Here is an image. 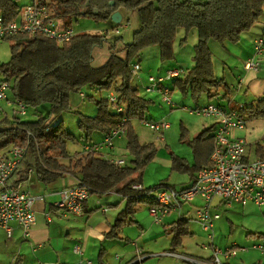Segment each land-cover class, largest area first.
<instances>
[{
	"label": "trees",
	"instance_id": "trees-1",
	"mask_svg": "<svg viewBox=\"0 0 264 264\" xmlns=\"http://www.w3.org/2000/svg\"><path fill=\"white\" fill-rule=\"evenodd\" d=\"M32 2H52L50 8L70 27L73 19L80 17L91 18L97 23L107 22L121 9L139 15L140 29L134 33L131 43L122 49L124 54L119 55L113 50L99 68L93 66L94 52L104 45L108 36L86 32L78 33L63 45L44 37L19 35L6 38L5 41L11 42V58L0 64V80L10 84L13 101L24 103L28 110L33 109V115L37 117L33 121H22L15 115L0 118V153L14 146L28 148L13 178V186L27 182L30 175H35L45 185L65 176L81 175V185L89 189L90 195L115 193L126 201L116 225L106 235L107 238L114 237L115 229L135 222V215L142 205L149 209L158 206L155 195L159 189H176L167 184L147 187L142 192L133 189L134 185H142L143 171L155 158L157 148L154 143H142L134 126L135 121L147 120L154 101L141 95L140 87L134 84L132 65L149 47L159 48L163 62L173 60L179 31L185 32L182 42L195 31L198 41L194 47V64L172 81V91H180L195 104L203 96L218 97L220 91L225 92L222 99H227L229 85L225 79L215 77L209 43L215 41L223 46L240 43L243 35L260 22L264 0H32L29 4ZM23 6L16 0H0V17L12 22ZM118 40L111 44L112 49ZM81 92L98 109L94 117L74 112L78 114V127L85 139H91L94 133L109 135L124 117L128 118L126 149L130 161L126 166L116 167L101 154L86 153L75 158L68 151V143L77 144L78 139L65 128L61 117L73 111L71 98ZM111 93L119 97V104L125 108L123 114L114 110L108 99ZM44 106H47L46 116L39 114ZM239 113L247 121L264 120V94L243 105ZM214 128L202 131L188 142L194 152V165L175 157L173 168L189 172L192 179H196L198 172L210 167L215 149ZM171 234V251H174L189 234L187 221L181 218L174 222Z\"/></svg>",
	"mask_w": 264,
	"mask_h": 264
},
{
	"label": "built area",
	"instance_id": "built-area-1",
	"mask_svg": "<svg viewBox=\"0 0 264 264\" xmlns=\"http://www.w3.org/2000/svg\"><path fill=\"white\" fill-rule=\"evenodd\" d=\"M196 1V0H193ZM52 2L39 4L32 2L21 8L16 20L6 22L0 17V40L9 37L27 35L33 38L44 37L57 42L59 45L70 42L78 33L67 26L63 19L50 8ZM120 35V31L116 30ZM254 57L247 60L244 65L247 71H258L260 69V57L264 53V25L261 27L260 36L254 41ZM141 70L139 63L132 65L133 77H136ZM183 75L180 70L168 71L166 77H150V86L145 89L146 94L159 95L163 103L173 107L172 86L167 83ZM10 84L0 80V103L7 102L8 106L17 104L18 110L14 115L24 117L28 109L22 102H12L8 96ZM84 98L86 95L81 92ZM110 103L116 112H125L123 105L119 104V97L113 93L108 96ZM243 105L230 101L227 107L219 104H208L190 110L191 115L214 118L217 120L215 131V149L211 155L210 167L198 172L195 182L188 188L174 189L161 188L156 192L157 207L150 208V215L156 223H161L163 217L171 211L181 208L185 203H191L196 198L203 201L201 207L196 211V220L202 228L210 232L214 222L219 215L211 214V202L218 197L227 204L237 203L246 206L253 203L259 207L264 206V144L262 145L263 156L251 161L248 155V143L244 139H234L231 132L235 129H244L247 120L244 119L239 110ZM0 115H5V110L0 104ZM128 118L124 117L118 126L104 137L102 143L93 145L86 149V153L101 154L116 167H124L127 164L125 159L110 158L105 155L104 150H112L114 141L124 137L127 133L126 123ZM151 131L158 134L159 140H164V133L170 129V124L165 121H141ZM264 142V136L261 139ZM28 152L26 146H14L0 153V227L7 235H12V224H17L24 230V236L29 239L31 230L36 226L37 219L34 212V204L38 198L30 192L13 186V178L18 172L20 165ZM136 191H144L143 185H134ZM59 201L55 208L62 210L68 216H81L85 212V203L90 197L87 187L78 184L59 192ZM211 237V236H210ZM206 247V246H204ZM262 248V247H260ZM213 264H224L221 257L230 259L236 257V250L213 248ZM78 253L79 249L76 250ZM169 255V254H166ZM16 258L13 259V261ZM144 257H140L137 262H141ZM196 264H208L195 262L188 258H183ZM10 264H17L13 262ZM81 264H91L89 261Z\"/></svg>",
	"mask_w": 264,
	"mask_h": 264
},
{
	"label": "rangeland",
	"instance_id": "rangeland-1",
	"mask_svg": "<svg viewBox=\"0 0 264 264\" xmlns=\"http://www.w3.org/2000/svg\"><path fill=\"white\" fill-rule=\"evenodd\" d=\"M16 1L21 6L29 4L32 0ZM153 1L156 2L157 0ZM119 12L123 17L120 24H115L111 19L107 22L97 23L88 17H80L78 19H73L72 21V28L77 33L86 32L90 34L108 36V40L104 43V45L95 49V59L93 61L94 67L103 66L113 50L119 52V55L124 54L122 49L127 44L131 43L134 33L140 29V20L137 12L126 11L124 9L119 10ZM116 30L120 31V35L116 34ZM184 37V30H180L173 47V60L163 62L160 58L159 48L149 47L145 49L135 61V63H139L141 70L138 72L137 76L134 77V84L138 85L140 87V92L147 95V97H156V100L150 106L147 113V121H165L170 124V129L164 133V141H159L157 140L158 134L151 131L144 125V123L141 121L134 122L140 141L142 143H154L157 148L155 158L150 161L148 166L143 171L142 185L144 188L167 184L180 190L184 185L190 183L192 179L191 174L189 172L180 171L177 169V166H175L177 168L174 169L173 159L175 157L184 158L190 165H194V152L188 142L195 137L194 135H198L200 132L204 131L213 121L212 119H214L191 115L190 110L195 108V103L190 99V97L183 95L178 90H175L172 93L174 102L173 108H171L168 104L163 103L160 96L145 93L144 88L150 86V77H166L168 71L180 70L183 72L186 68L189 69L193 66L194 47L198 41V35L195 31H193L187 35L186 41L182 42L181 40ZM116 39L119 40L115 43L114 49H112L111 44H113ZM209 45L213 55L215 77L217 79H223L227 76L230 80L236 82L240 69L243 68L242 64H236V62L233 61L232 56L222 49V47H224L223 45H220L215 41H211ZM10 46V41L0 40V64L7 63L10 60ZM224 63H228L230 67L232 66L234 72L225 66ZM235 68L237 69L235 70ZM169 85L172 86V83ZM230 93L232 98H237L238 102L245 101L243 93L242 95L237 94L232 92V89ZM102 94L107 96L106 93ZM8 96L10 100L14 102L11 88L8 90ZM200 101L201 103L208 101L212 104L223 103L217 98L209 101L206 96H204ZM246 102L251 103V100L246 98ZM0 104L5 109V105L8 103L5 101ZM74 106H81V97L79 95H73L71 98V107L73 111L64 113L61 118L64 120L65 128L78 139L77 144L68 143L67 146L70 154L76 158L77 156H81L80 151L82 150L84 144L88 141L82 138L83 131L78 127V114L74 113ZM46 108L47 106L42 107V109L39 110V114L43 113V115L46 116ZM6 110L8 112V118H13L14 111L18 110V106L17 104H14L13 106H8ZM33 111V109L28 110V114L21 117V120H35L37 117L33 115ZM182 127L184 128V135H182ZM185 130L188 131L186 132ZM94 135L96 136L95 138ZM92 137L93 141H98L102 138V136L97 133H94L91 138ZM93 141H89V143H92ZM125 143L126 139L122 141V150L118 153L120 154V158L122 157L129 162L130 155L124 146ZM259 144L263 145L264 142L259 140ZM32 183L35 184L34 181ZM182 206H185V208L189 211L185 217L191 219L189 222V229H191L194 233L193 236L190 235L184 239L183 248L180 251L188 254L189 257L184 256L182 258L191 259L190 257H192V261L209 264V261L206 260V258L210 256L211 252L212 256L214 254L212 249L208 247L211 244V241L208 239L207 234L203 232L201 227L193 221L195 208H193L190 203H185ZM139 210H142L143 212L140 215L141 217L147 218L148 214L150 215L147 205H142ZM218 213L221 215V219L216 222L214 229V248L222 250H226L227 248L236 250L235 252L237 255L236 257H233L231 261L233 264H264V251L258 248V245H264V239L262 238V235L264 234V207L259 208L253 204H249L246 208L236 206L233 210H227L222 206L219 208ZM173 215H175V213H173L171 217L164 219L163 223L165 226H168V224L173 221ZM69 218L72 219L73 217ZM165 226L163 227V225H160L161 231H163L162 235L164 236L162 243L165 244L166 249L168 245H170V236L164 231ZM123 230L125 231V235H128H124L125 238L129 237L135 241L139 236V230L136 225L126 223ZM0 236L4 237V240L7 239L6 233L2 229H0ZM161 247L162 245L160 242L158 244V249H161ZM112 258H115V254H112ZM155 260H157V258H150L140 264H156L157 262L155 263ZM159 260H165V263L163 264H192L167 257H161ZM8 261L9 259L4 256L2 251H0V264H8ZM136 261L137 260H134V262ZM34 264H37V261H34ZM160 264H162V262Z\"/></svg>",
	"mask_w": 264,
	"mask_h": 264
},
{
	"label": "crops",
	"instance_id": "crops-1",
	"mask_svg": "<svg viewBox=\"0 0 264 264\" xmlns=\"http://www.w3.org/2000/svg\"><path fill=\"white\" fill-rule=\"evenodd\" d=\"M262 25H264V8L260 22L243 36L240 43L227 44L222 47L223 50L232 56L233 61L236 62V64L240 63L243 66V68L240 69L236 82L230 80L227 76L223 79H225L229 85V91L232 89V92L237 94L242 95L243 93L245 101L238 102L237 98H232L231 93L227 99H222L225 92L220 91L218 97H215L220 102H223L218 103L219 105L227 107L230 101H234L235 103L238 102L237 104L239 105L246 106L249 104L246 102V98L252 102L259 99L264 94V53L259 59L260 69L258 71H247L244 68L247 60L254 57V41L258 36H260ZM224 65L233 71V67H230L228 63H224ZM236 69L237 68H235V70ZM171 83L172 81L168 82V85ZM78 95L81 97V106L78 107L80 104L78 106H74L75 111H79L81 114L89 117L96 116L98 112L97 107L89 100H86L85 97L83 98L80 94ZM95 95L98 96V94ZM141 95L145 98L152 99L153 101L156 100V97L149 98L147 95L142 93ZM208 100L210 101L212 99L208 98ZM210 103L211 102L208 101L203 103L199 101L198 104H195V108L208 105ZM7 107L8 104L5 105V109L3 108L5 110V115H0L1 119L8 118V112L6 110ZM212 120L213 121L206 129L213 126H215L214 130L217 128V120ZM97 134L102 136L101 140L99 139L98 141H93V137L87 140L82 134V138L88 142L84 144L82 150L80 151L81 155L86 154L85 151L88 147L103 142L105 135L100 133ZM194 136L196 137L197 135ZM263 136V119L248 121L246 128L235 129L231 132L232 138L244 139L248 143L247 149L249 159L251 161L263 156L262 145L259 144V140L261 141ZM95 137L96 136L94 135V138ZM124 139H126V135L116 139L112 150H104L105 155L110 158L119 159L120 154L118 152L122 150V141ZM157 140L159 139L157 138ZM89 141L93 142L89 143ZM124 146L126 147V143ZM81 179L82 176L77 174L75 176H65L59 178L56 182L45 185L39 182L35 175H30L27 182H23L18 186L38 198L34 204V212L37 223L31 230V236L29 239L25 238L23 228L17 224H12V235L10 237L7 235L6 231L0 227V229L5 231L7 236L6 240H4V237L0 236V251H2L4 256L9 259L8 264L12 263L14 258L16 259L13 262L16 261L17 264H34V261H37V264H81L87 261L91 264H140L150 258H157L155 263L157 262L160 264L162 262L163 264L165 263V260H159L161 257L173 258L182 260L186 263H192L191 261L183 259L182 257H189V255L180 251L183 248L184 239L190 235L193 236L194 234L191 229H189V222L191 219L185 217V215L189 212L185 206H181V208L171 211L170 214L163 217L161 223H156L154 218L149 214L147 218L141 217L140 215L143 212L142 210H138L135 215V222L132 224L127 223L138 227L139 236L135 241L129 237H124L125 231L123 229L126 224H124L119 230L115 229L114 237L107 238L106 235H108V233H110L116 225L118 214L125 208L126 201H124L120 195L115 193H108L106 195H90L89 199L85 203V212L81 216H68L62 210L55 208L56 202L60 199L59 192L66 188L81 184ZM194 180L195 178L191 179V182L184 185L181 189L190 187ZM33 181L35 184L32 183ZM202 204L203 201L200 198H196L190 203V205L195 208L193 221L201 227L203 232L207 234L208 239L211 241V244L208 247L211 248L214 253V229L216 222L221 219V215L218 213L219 208L223 206L227 210H233L236 206L246 208L249 204L253 203L243 206L237 203L227 204V202L218 197L213 198L210 205L211 214H217L219 215V218L214 222V226L210 232L205 231L196 220V211ZM263 207L264 206H262V208ZM173 213H175V215H173V221L170 222L168 226H165L163 223L164 219L171 217ZM69 217L73 218L71 219ZM181 218H184L187 221L189 234L186 237H183L181 246L174 251H171V242L173 237L171 234V225ZM160 225H163V227L165 226L164 231L170 236V245H168L166 249L165 244L162 243L164 236L162 235L163 231H161ZM160 242L162 247L161 249H158V244ZM258 248L264 251V245H258ZM77 249L80 250L79 253L76 251ZM112 254H115V258H112ZM139 256L144 257L141 262H137ZM190 258L193 259L192 257ZM213 258L214 254L212 256L211 252L210 256L207 257L206 260L209 261V264H213ZM134 260L137 261L134 262ZM221 261L224 264H233L231 262L232 258L227 260L224 257H221Z\"/></svg>",
	"mask_w": 264,
	"mask_h": 264
},
{
	"label": "water",
	"instance_id": "water-1",
	"mask_svg": "<svg viewBox=\"0 0 264 264\" xmlns=\"http://www.w3.org/2000/svg\"><path fill=\"white\" fill-rule=\"evenodd\" d=\"M111 5H114V2H112ZM111 20L115 23V24H120L122 22V15L120 12H115L112 17Z\"/></svg>",
	"mask_w": 264,
	"mask_h": 264
}]
</instances>
